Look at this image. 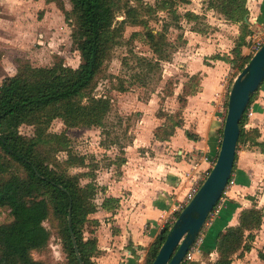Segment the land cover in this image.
Here are the masks:
<instances>
[{"label": "rangeland", "instance_id": "obj_1", "mask_svg": "<svg viewBox=\"0 0 264 264\" xmlns=\"http://www.w3.org/2000/svg\"><path fill=\"white\" fill-rule=\"evenodd\" d=\"M159 1L145 0L153 7ZM214 1L190 0L189 3H178L174 10L180 15L179 20H174L168 11L152 13L142 10V3H135L140 20L143 17L148 28L166 31V40L171 45L168 49L170 57L162 60L159 68L152 71L137 64L134 55L154 59L158 56L146 40V29L142 22L126 23L120 43L111 50L110 57L93 84V94L107 97L112 103L105 127L67 129L61 119L51 124L50 133L66 131L72 150L86 156V165L71 168L69 173H84L82 184L92 181L97 186L95 202L98 206L112 193L122 190L126 195L128 189L120 177L128 170L127 161L131 157L148 159L158 155L162 160H169V156L178 157V149L171 147L168 141L176 136L178 128L185 125L189 97L200 92L204 80L218 78L226 84L225 108H228L232 85L254 55L251 47L256 37L250 24L226 19L215 7L217 0ZM188 12L196 17L186 16ZM123 19V12H119L117 20ZM75 24L70 0H0V86L7 77L29 66L51 67L63 63L78 68L82 56L72 37ZM245 32L250 35L246 37L245 45L238 47L240 37ZM144 79L145 84L142 82ZM188 92L194 94L188 96ZM256 111L262 113L263 141L260 143L263 146L256 151L255 159L246 160V164L253 163V171H238L237 165L234 184L244 188L237 192L238 197L247 200L250 206L252 204L264 209V111L256 110L252 103L249 112ZM249 121L257 123L253 116H248ZM20 131L26 136L36 135L32 125H22ZM260 137H257V141ZM252 143L248 142L247 146L252 148ZM241 144L243 147V142ZM40 147L47 154L51 153L49 146L41 144ZM56 157L65 160L68 155L58 152ZM139 159H134L137 164ZM11 172L24 174V169L12 163ZM126 174L130 177L129 171ZM230 187L231 184L220 206L226 207L228 202L236 210L241 209L242 204L237 199L228 198ZM91 216L84 226L85 240L95 239L93 235L85 234L89 231L92 234L96 226ZM12 219L9 208H0V224ZM44 226L51 234L50 240L45 248L32 251L33 257L42 264H70L62 240V226L52 209ZM207 227L208 224L203 229ZM255 235V251L245 252L242 256H238V253L234 256L233 264H264V229L256 230ZM216 258L212 260L206 256L200 259L197 256L194 261L184 262L213 264L219 259Z\"/></svg>", "mask_w": 264, "mask_h": 264}, {"label": "trees", "instance_id": "obj_2", "mask_svg": "<svg viewBox=\"0 0 264 264\" xmlns=\"http://www.w3.org/2000/svg\"><path fill=\"white\" fill-rule=\"evenodd\" d=\"M123 1L122 4V0H70L76 20L72 37L81 52V65L78 68L63 63L51 67L29 66L7 77L0 86V208H9L13 217L10 222L0 224V264H42L33 257L32 251L45 248L50 240L51 234L44 222L51 209L60 220L62 240L70 264H81L72 232L83 263L94 264L92 258L98 250L97 240H85L83 230L89 216L99 209L95 202L97 186L92 181L82 184L84 173H69L71 168L84 167L87 158L72 150L67 132L50 133L48 130L56 119H61L67 129L105 127L112 103L107 97L95 96L93 84L110 57L111 50L120 43L126 23L142 22L146 29V40L158 56L154 59L134 55L137 64L152 71L159 68L162 60L170 57L168 49L171 45L166 40V31L148 28L147 21L143 17L140 20L135 3H142V10L152 13L168 11L174 20H179L180 15L174 7L190 0H160L155 7L145 0ZM247 1L217 0L215 7L226 19L245 22L249 13ZM119 12L124 15L121 21L117 20ZM186 16L196 17L191 12ZM249 35L245 32L240 37L238 47L245 45ZM142 82L145 84V79ZM263 85L264 82L261 87ZM259 90L253 94L241 120L238 145L251 141L263 146L257 142L260 136L257 128L250 131L245 129L250 106ZM25 124L35 127V136L21 133L20 127ZM223 127L220 128L221 137ZM187 135L194 138L190 132ZM41 144L49 146L51 153L47 154L41 149ZM58 152H66L67 159L59 160L56 157ZM12 163L21 166L24 174L12 173ZM112 202H118V199L106 198L102 205L110 206ZM230 206L233 207L227 202V209ZM226 207L220 209L210 227ZM70 210L71 227L68 220ZM263 218L264 211L254 206L242 211L238 226L221 230L215 244L219 259L213 264H233L235 255L239 253L238 256H242L251 251L255 231L261 228ZM168 232L169 229H164L151 246L146 264L154 261ZM207 240L205 232L200 246L204 256H210Z\"/></svg>", "mask_w": 264, "mask_h": 264}, {"label": "crops", "instance_id": "obj_3", "mask_svg": "<svg viewBox=\"0 0 264 264\" xmlns=\"http://www.w3.org/2000/svg\"><path fill=\"white\" fill-rule=\"evenodd\" d=\"M247 8L249 13L245 22L250 24L252 33H255L261 29V24H264V0H248ZM200 88L198 94L189 97L190 105L185 111V125L178 128L176 136L168 141L171 147L178 149V157L169 156V160H162L158 155L148 159L131 157L127 161L128 170L120 177L128 189L126 195L122 190L107 195L106 198L118 199L119 203L112 202V205L105 207L100 205L98 211L90 217L96 222H93L96 226L93 227L92 234L90 231L85 234L93 235L97 240L98 250L92 258L94 264H140L141 259L146 261L151 246L163 231V218L172 205L183 199L187 191L188 183L184 176L190 170L191 163H201L202 170L209 167L207 162H201V157H214L219 148L220 128L224 125L226 115V84L218 78H209L201 83ZM262 88L253 104L256 110L264 111V86ZM261 115V112L256 111L252 116L257 119V123L249 121L247 124L248 131L260 129L259 142L263 141ZM187 131L193 134L194 138H190ZM248 142L251 141L244 142L243 147L241 143L238 145L233 179L237 176L234 173L237 165L238 171L254 170L253 163L246 164V160L257 157L256 151L260 149V145L252 143L253 147L249 148ZM134 159H139L138 164ZM128 171L130 177L126 174ZM229 189L228 198L237 199L242 208L236 210L231 206L229 209L226 207L227 210L224 209L215 223L204 230L208 235L207 248L212 260L219 257L215 247L217 234L227 227L238 226L242 211L254 207L252 204L250 206L247 200L238 197L237 192L244 189L241 185L235 183ZM257 208L264 211L260 206ZM263 226L264 218L261 226L264 229ZM248 234L249 231L246 232V235ZM253 250L255 251L252 246V252ZM205 257L202 254L200 259Z\"/></svg>", "mask_w": 264, "mask_h": 264}, {"label": "water", "instance_id": "obj_4", "mask_svg": "<svg viewBox=\"0 0 264 264\" xmlns=\"http://www.w3.org/2000/svg\"><path fill=\"white\" fill-rule=\"evenodd\" d=\"M263 82L264 45L253 55L232 85L222 141L214 167L198 193L167 233L165 242L151 264H182L185 261L187 252L196 242L210 214L222 200L233 176L241 135L240 123L253 94L259 90ZM68 220L71 227V210ZM72 238L80 263L84 264L73 232Z\"/></svg>", "mask_w": 264, "mask_h": 264}, {"label": "built area", "instance_id": "obj_5", "mask_svg": "<svg viewBox=\"0 0 264 264\" xmlns=\"http://www.w3.org/2000/svg\"><path fill=\"white\" fill-rule=\"evenodd\" d=\"M261 25H263V26L261 27V29H259L260 32H258V30H257L255 33H253V36L256 37L254 39V42H253L252 47H251V50L253 51L254 54L264 45V30H262V29H264V24H261ZM252 114H253V112H249V116H252ZM226 116H227V109H226V115H225L224 123L226 120ZM221 141H222V137H220V139H219V148L221 145ZM219 148H218V151H219ZM217 156H218V152L215 154L214 157H210L209 155H204L201 157V162H207L209 164V167L205 170L200 169L201 163H199V162H192L191 163L190 170L188 172H186V174L184 176L185 180L188 183L187 191H186L183 199H179L176 204L172 205L170 211H168L166 216L163 218L162 230H164V229L170 230L173 227V225L176 222L177 218L179 217L180 213L192 201V199L198 193V191L200 190L204 181L206 180V178L210 174L212 168L214 167V165L216 163ZM234 182H235V180L233 178H231L228 186L230 184L233 185ZM228 186H227V188H228ZM225 192H226V190H225ZM220 209H221V206L219 203L216 206V208L214 209V211H213L214 213L212 212L210 214V216L206 222V224H208V226L215 219V217L218 215ZM202 230H204V229H202ZM202 230H201L200 234L198 235L197 240L194 243V245L187 252V254L185 256V261H194V260H196L197 256H201L203 254L201 251V248H200L201 243H202L203 238H204V232H202ZM140 264H146V261H144V259L143 260L141 259Z\"/></svg>", "mask_w": 264, "mask_h": 264}]
</instances>
